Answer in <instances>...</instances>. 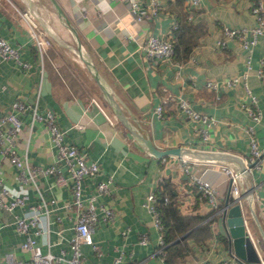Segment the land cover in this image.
I'll list each match as a JSON object with an SVG mask.
<instances>
[{
  "label": "crops",
  "instance_id": "0c3cea01",
  "mask_svg": "<svg viewBox=\"0 0 264 264\" xmlns=\"http://www.w3.org/2000/svg\"><path fill=\"white\" fill-rule=\"evenodd\" d=\"M55 1L130 124L157 149L180 145L199 151H231L242 157L245 170L243 157L250 155L245 130L248 124L253 126L256 142L264 149V33L247 47L223 32V26L256 24L251 11L254 0H201L194 5L188 0H160L155 14L149 12L150 0H136L145 9L140 20H135L128 10L132 0ZM24 11L50 40L41 52L27 29ZM179 29L186 31L190 48L157 62L146 58L142 42L147 33L170 31L173 39ZM0 36L19 46L20 58L29 63L24 66L13 58L0 60V113L8 111L15 98L35 100L40 110L51 109L57 124L64 129L65 141L79 147L87 160L99 163L97 173L84 176L83 195L96 192L97 180L111 178L110 192L98 193L95 198L98 219L92 237L97 248L82 245L85 264H112L116 258L117 264L219 263L230 256L232 250L221 209L230 183L221 164L239 169L238 161L186 153L157 155L136 138L117 117L79 57L74 34L52 0H0ZM233 76L239 79L227 83ZM207 81H215L216 86H208ZM246 85L255 100L247 93ZM179 97L205 113L208 124L192 120L178 106ZM157 105L160 111L156 110ZM248 107L259 111L258 120L253 119ZM30 116L29 110L22 114L23 124L16 134L21 155ZM202 126L208 132L206 139L199 130ZM27 155L37 164L55 161L43 121L34 123ZM184 162L188 164L187 170ZM56 163L65 172L62 162ZM261 164L251 174L240 170L244 192L241 208L260 259L231 264H264V154ZM0 167L10 192L28 195L24 204L11 210L0 209V264H6L5 253L9 250L22 264H34L32 250L21 245L25 236L17 231L12 220L15 214H22L39 200L38 193L33 184L17 177V167L1 153ZM191 172L218 189V208L191 181ZM52 179L51 175L37 177L44 196L49 198L54 193L57 201L50 204L54 206L47 217L50 229L35 235V246L43 252L68 255L76 208L66 204L70 201L69 187L52 184ZM156 189L165 191L173 208L165 214L162 211V217L166 216L171 223L175 219L184 227L169 241L176 243V247L168 260L158 241L162 228L154 224L152 213L143 204L146 193ZM251 193L257 197L250 199ZM100 205L111 208L113 217L103 218ZM43 222L46 223L45 217ZM174 227L170 226L171 230ZM142 235L146 236L145 242L140 241Z\"/></svg>",
  "mask_w": 264,
  "mask_h": 264
},
{
  "label": "built area",
  "instance_id": "2783aa9c",
  "mask_svg": "<svg viewBox=\"0 0 264 264\" xmlns=\"http://www.w3.org/2000/svg\"><path fill=\"white\" fill-rule=\"evenodd\" d=\"M201 0H188L191 4H198ZM161 6L160 0H150L149 12L151 14L157 13L158 8ZM135 20L143 18L145 9L136 0H132L129 3L128 9ZM251 11L256 16V24L251 27H231L223 26V32L233 38H237L242 45L251 46L257 41L259 34L264 33V1L254 0L251 6ZM27 29L30 32L39 51H43L50 40L48 37L43 36L40 33L37 22L26 11L23 12ZM142 48L144 54L148 60L157 62L165 58L171 57L173 54L172 34L169 31L166 34L147 33L142 42ZM5 58H13L18 63L28 66V62L23 61L20 58L19 46L11 44L6 38L0 36V60ZM239 79V76H233L226 80L227 83H235ZM208 86H216L215 81H207ZM246 91L250 95L252 101L255 100V95L250 93V89L246 85ZM178 106L182 108L186 114L193 120H200L208 124V117L205 113L193 108L190 103L183 97H179ZM30 111V123L28 125V131L25 133L26 144L24 154L21 155L17 151L16 134L20 130L22 121V114ZM156 110L160 111V105L156 106ZM248 110L252 112L253 119L256 121L259 119V111L248 107ZM36 120L43 121L46 126L50 144L54 148L55 161L48 164H37L28 158L27 149L29 140L31 137V131L34 127ZM0 153L5 156L7 160L17 167V177L22 181H29L36 188L39 200L34 204H30L27 210L22 214H15L13 217V224L19 233H22L25 238L22 241V246L25 248H31L32 261L34 264H85L84 255L82 251L83 244H90L93 248H97V244L93 241L92 233L95 223L98 219L95 198L98 193L110 192L111 178H103L97 180L95 184L96 192L90 193L86 196L83 195V178L85 175H93L99 171V163L94 160H87L85 153L77 147L75 144L69 143L64 139V129H62L56 122L54 112L46 108L40 110L37 107L36 101H29L26 99L15 98L10 103V109L6 112L0 113ZM5 125V126H4ZM203 139L208 137L207 129L202 126L199 128ZM247 140L249 142L250 155L243 157L245 161V170L251 174L253 168L260 169L263 159L264 149L258 145L256 139L252 133L253 126L248 124L245 128ZM183 161L187 158L182 157ZM65 167V172L59 165V163ZM249 162L251 164L249 165ZM185 169H188V164L184 162ZM236 166L230 164H221V168L227 174L229 178V192L232 195L234 201H237L241 205V181L242 171ZM1 173V167H0ZM51 175L53 177L52 184L57 186H67L70 190V201L66 204L68 206L74 205L76 208L75 220L73 224V233L68 239L69 254L65 255L64 252L53 253L51 251L43 252L35 246V235L48 233L49 220L47 219L50 210L57 201L54 193L49 198H46L38 185L37 177ZM191 181L198 187L202 195H204L213 207L218 208L219 196L218 189L215 186L209 184L200 175L191 172ZM247 193H245L246 195ZM28 195L26 193L13 194L10 192V188L5 184L3 178L0 175V209L11 210L17 205H22L26 202ZM257 197L256 194H250V199ZM167 197L164 196V201ZM156 195L154 191H148L145 199L143 200L144 206L152 213L154 224L161 229L162 223L160 221L159 214L155 209ZM264 205V201H263ZM103 211V218H112L114 211L103 205H100ZM222 209V208H221ZM43 217L46 219V223L43 222ZM247 229V228H246ZM248 231V229H247ZM249 233V231H248ZM250 235V233H249ZM251 236V235H250ZM252 238V237H251ZM253 240V239H252ZM140 241L145 242L146 236L142 235ZM158 241L160 246L163 244V234L159 232ZM254 242V240H253ZM255 244V242H254ZM256 247V245H255ZM116 258L112 264H117ZM242 261L233 252L226 259H223L219 263L201 262L199 264H231L235 261ZM6 264H22V261L14 255L13 251H7L5 253Z\"/></svg>",
  "mask_w": 264,
  "mask_h": 264
},
{
  "label": "water",
  "instance_id": "95a60500",
  "mask_svg": "<svg viewBox=\"0 0 264 264\" xmlns=\"http://www.w3.org/2000/svg\"><path fill=\"white\" fill-rule=\"evenodd\" d=\"M56 10L58 13L62 16L64 22L66 25H68L71 29V31L74 34L76 43H77V51L78 55L81 58V60L86 64V66L90 69L95 81L98 83L99 87L101 88L104 96L109 101L111 106L113 107L117 117L128 127V129L131 131V133L141 141H143L154 153L157 155H164L166 153H186L191 156H206L210 158H222V159H232L239 162V170H244V163L243 159L240 155L233 153L231 151H199V150H193V149H186L183 146H175V147H168L166 149H157L153 143L137 133V131L133 128V126L130 124L122 110L120 109L118 103L113 98L112 94L106 87V84L104 83V80L97 70L96 66L86 57V55L83 52L82 45L80 42V39L78 37V34L75 30V28L70 23L67 16L64 14L60 6L55 0H52ZM251 162H249V165ZM243 173H247L246 170L243 171ZM250 187H248L249 189ZM244 194V192H243ZM242 195V194H241ZM251 213L256 217V213L252 206H249ZM222 219L226 228V236L228 239L229 247L232 250V252L238 256L240 260H259V254L255 247V244L249 235L244 215L242 212V208L239 202L234 201V199H229V192L227 191L225 201L222 206ZM261 233L264 238V231L261 228Z\"/></svg>",
  "mask_w": 264,
  "mask_h": 264
},
{
  "label": "trees",
  "instance_id": "16d2710c",
  "mask_svg": "<svg viewBox=\"0 0 264 264\" xmlns=\"http://www.w3.org/2000/svg\"><path fill=\"white\" fill-rule=\"evenodd\" d=\"M191 33L189 32L188 36ZM186 31H183V29H179L176 32L175 38L172 39L173 43V54L177 51H180L181 49H188L191 47L190 41H188V38L186 40ZM187 42V43H186ZM156 195V202H155V209L157 210L160 221L162 223V233H163V244L161 246V252L166 257V260L171 258V250L173 247H176V243H169V241L172 239L174 233L176 231H181L184 229L183 225L180 223H177V220L174 219V221L171 223L169 221V218L165 216L162 217V214L166 213L165 211H173L171 202L167 199L164 201L165 191H160L159 189H156L155 191ZM167 196V195H166ZM172 208V209H171ZM170 209V210H169ZM163 211V212H162ZM172 217H174V212L172 214ZM175 226L173 230H171L170 226ZM178 225V226H177Z\"/></svg>",
  "mask_w": 264,
  "mask_h": 264
},
{
  "label": "rangeland",
  "instance_id": "374dc122",
  "mask_svg": "<svg viewBox=\"0 0 264 264\" xmlns=\"http://www.w3.org/2000/svg\"><path fill=\"white\" fill-rule=\"evenodd\" d=\"M246 219H247L248 224H249L251 227H253V226H254L253 221H252V219L250 218V216H249L248 214H246Z\"/></svg>",
  "mask_w": 264,
  "mask_h": 264
}]
</instances>
